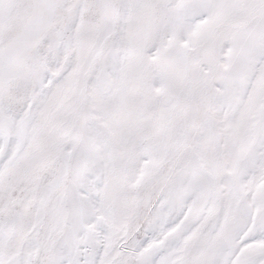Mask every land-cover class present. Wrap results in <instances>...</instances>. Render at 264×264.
<instances>
[{
	"label": "snow or ice",
	"instance_id": "6c2138e0",
	"mask_svg": "<svg viewBox=\"0 0 264 264\" xmlns=\"http://www.w3.org/2000/svg\"><path fill=\"white\" fill-rule=\"evenodd\" d=\"M0 264H264V0H0Z\"/></svg>",
	"mask_w": 264,
	"mask_h": 264
}]
</instances>
